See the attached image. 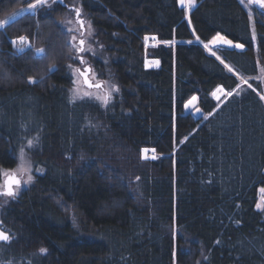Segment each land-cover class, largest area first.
<instances>
[{"label": "trees", "instance_id": "obj_1", "mask_svg": "<svg viewBox=\"0 0 264 264\" xmlns=\"http://www.w3.org/2000/svg\"><path fill=\"white\" fill-rule=\"evenodd\" d=\"M30 1L0 0V19ZM80 2L105 51L91 57L96 71L119 85L107 107L70 102L74 51L59 23L69 0L0 29V170L16 167L36 136L28 154L43 170L18 197L0 201V228L11 233L0 262L264 264V209L256 208L264 100L245 84L218 106L211 93L240 79L195 41L220 33L243 44L219 53L243 76H257L263 7L255 3L251 15L241 0H197L188 17L179 0ZM21 35L33 43L23 52L10 39ZM147 35L177 41L149 49L157 68L145 66ZM194 95L199 117L184 107ZM149 147L158 158H142Z\"/></svg>", "mask_w": 264, "mask_h": 264}, {"label": "snow or ice", "instance_id": "obj_2", "mask_svg": "<svg viewBox=\"0 0 264 264\" xmlns=\"http://www.w3.org/2000/svg\"><path fill=\"white\" fill-rule=\"evenodd\" d=\"M63 2V0H61V3ZM241 2H243V0H241ZM251 2L253 3H257L259 4L261 7H264V0H251ZM52 3H56V0H52ZM179 3L181 5H184L185 3H187V5L190 7L194 6L195 4V0H179ZM48 5V0H34L33 3L28 4L26 9H21L20 13H17L15 15H23L25 12H28L30 10L34 11L38 6H45ZM50 6V5H49ZM74 12L77 18V22L79 24V29L76 28H69L67 29V32L70 35V40H69V46H70V51H74L75 52V56H71L70 58L72 59H76L79 61V63L81 65H86L87 62L84 59V56L82 55V53H85L86 51L88 52H93L94 50L91 48V46L85 48V44H86V38H85V21L83 19H81V13H82V9L79 7H74ZM9 22L8 21H0V28L5 27ZM87 33L88 35L92 34V27H91V23L89 22L87 25ZM74 32H79V39L78 36L75 34H72ZM253 39H255V33L253 32ZM22 44L25 43L28 38L26 36H20L17 38ZM196 41H200V37L196 36ZM17 40L14 39L12 41L13 44H16ZM168 43V42H165ZM188 43H192V41H189ZM209 44L211 45H227V46H234L235 48L238 49H243L244 45L243 44H235L233 45V41L227 39V37L221 35L220 33H217L215 36H213L211 38V40L209 41L208 44H204L203 46L205 48H209ZM101 47H103L101 45ZM18 51L23 52L24 49L20 48L18 49ZM209 51H211V49H209ZM35 52L40 55L41 57L46 53V50L44 48H36ZM213 55H215V53H212ZM69 69L72 70V75L73 77H82L83 78V83L85 85H87V87L89 89H96L98 90L97 92H92V91H81V89L79 87H74L72 88L71 91V96H70V102H75L77 100H84V99H88V100H96L99 101L100 104L104 107H107L111 100H112V95L113 93H118L119 92V87H117L115 84H108L106 81H97V82H93V79H95V73L93 71V69L91 67H84L83 70H81L80 68H73V66L70 64L68 65ZM55 68L54 66H51L49 68V71H54ZM229 72H232V69L229 67L228 68ZM92 76L93 79H89V76ZM30 82H35L33 77H29L28 78ZM79 80L74 79L73 80V84L74 85H78ZM245 83H247L245 81ZM249 87H251V85H249ZM216 91L219 92H223L225 97H229L232 96V92H224L223 88H217ZM213 96H216V92L212 93ZM217 100H220L219 96H216ZM260 99L264 100V95H260ZM197 100V97L194 95L192 96L185 104L184 107L188 108L194 101ZM209 115H211V113H209ZM204 119H207V117H204ZM187 139V138H185ZM39 140L40 137L36 136L33 137L32 139L27 141V148L32 149L34 148L36 145L39 144ZM183 143V141H182ZM146 151V150H145ZM19 159H20V164L18 165V167L14 170H0V177H4L3 181H2V185H0V196H4V197H9V198H15L16 195L18 194V192L20 191L22 186H27L30 183L33 182L34 180V176L32 175V167H31V163L26 159V153H25V148L21 147L20 151H19ZM37 173H42V169L37 168L35 170ZM137 179H139L137 177ZM260 191L262 193H264V188H261ZM262 206L260 203L256 204V208L257 209H261ZM11 239V237L9 236V234L4 231V230H0V242H9ZM40 254H46V250L41 248L40 249Z\"/></svg>", "mask_w": 264, "mask_h": 264}, {"label": "rangeland", "instance_id": "obj_3", "mask_svg": "<svg viewBox=\"0 0 264 264\" xmlns=\"http://www.w3.org/2000/svg\"><path fill=\"white\" fill-rule=\"evenodd\" d=\"M58 0H56L57 2ZM34 0H31L30 2H28L27 4H24L22 6H20L18 9L14 10L13 12H11L10 14L4 16L3 18L0 19V21H8L9 23L11 21H13L15 18H17L19 15H15L17 13H20V10L21 9H26L28 4H31L33 3ZM243 3L246 5V7L248 8V10L251 12V15H253V8H255V3L251 2V0H243ZM56 3H52V0H48V5H45V6H38L34 11L30 10L28 12H32V13H36L38 12L39 10L41 9H49V8H52L55 6ZM69 4H70V8L68 10L65 11V15L64 17L59 20V23L62 25V27L67 31V29L69 28H76V29H79V24L77 22V18H76V15H75V12H74V7H79L82 9V13H81V18H83V20L85 21V27L87 29V25L88 23L90 22L91 23V27L93 29L92 31V34L91 35H88L87 33V30H86V33H85V38H86V44H85V48L91 46V48L94 50V53L93 52H88L86 51L85 53H82V55L84 56V59L85 61L87 62L86 65H91L92 66V69L94 71V73L96 74L95 75V79H93V77L91 76V78L93 79L94 82H97V81H106L109 85L110 84H115L117 87H119L118 84L110 81V80H106V79H102L98 72L96 71V68L94 66V63L93 61L91 60V57L93 56H96L97 58H101L103 59L105 57V51H104V47H101V44L97 42V40L94 38V26H93V22L92 20L90 19V17L88 16V13L85 12V10L83 9V6L80 2V0H69ZM50 5V6H49ZM197 5V0H195V4L194 6L190 7L187 5V13H188V17L190 16V12L191 10ZM263 10H264V7H263ZM26 13V12H25ZM6 27V26H5ZM5 27L3 28H0V29H4ZM72 34H75L78 36V39L80 38L79 37V32H74ZM70 35L69 34V38H70ZM21 36H26L28 38V40L26 41L27 42V45H26V48L24 49L27 50V49H30L32 48L33 46V43H32V40L29 36L27 35H21ZM18 37L20 36H14V37H10V39L13 41L14 39L17 40L16 44H13V47L18 51V44L20 43V41L17 39ZM150 37H154V38H157L156 35H150ZM158 41H160L159 43H157V45L159 44H166V45H171V44H174L176 43L177 41H162L160 40L159 38H157ZM11 41V42H12ZM196 41V40H195ZM165 42H168V43H165ZM196 42H199L201 43L202 45L204 44H208L209 42H205L203 41L201 38H200V41H196ZM156 45V46H157ZM103 46V45H102ZM151 48V47H150ZM149 48V49H150ZM147 49V48H146ZM149 49H147V54H146V57H145V66L148 67V68H157L159 67V62H158V59L151 56L150 53H149ZM210 54L212 53H215L214 56H216L221 62H223L228 68L230 67L232 69V72L235 73L239 79H240V84L238 85L237 88L233 89V90H229L227 88H225V91L224 92H236L238 91L243 85L247 84V85H251V87H254L255 89H257L261 95H264V64L262 63L260 65V72H259V75L257 76H254V77H246V76H243L242 74H240L230 63H228L226 60H224V58L221 56V54L219 53V47H216V48H212L209 44V48H205ZM209 49H211V51H209ZM20 52V51H19ZM75 52L73 54V56H75ZM149 60H156L157 61V64H152L149 63ZM72 65L73 68H80L81 70H83V68L86 66V65H81L79 63L78 60L76 59H73L68 65ZM71 75H72V70L69 69ZM73 77V75H72ZM74 79H77L79 80V83L78 85H72V87L70 88V90L74 87H79L81 89V91H92V92H97L98 90L96 89H89L84 83H83V78L82 77H73V80ZM245 81L247 83H245ZM260 82L262 84V89L258 88L257 87V83ZM222 86V85H220ZM219 87V86H218ZM217 89V88H216ZM216 89L213 91L215 92ZM70 92V96H71V91ZM212 92V93H213ZM211 93V98L217 103V105L219 106L221 103H223L228 97H225L224 93L222 95H220V100H217L216 99V96H213ZM117 93H113L112 95V100L111 102L115 99V96H116ZM110 102V103H111ZM204 110V109H203ZM209 113L207 114H204V117H209ZM206 120V119H204ZM22 147L25 148V153H26V159L31 163V167H32V175L34 176V179H35V176H36V169L37 167L34 166L33 162L31 161L30 157H29V154H28V148H27V144L26 145H23ZM146 150V151H145ZM149 150L151 151L149 153ZM20 151V150H19ZM159 154L157 152V150L155 148H144L142 150V158L145 159V160H148V159H156L158 158ZM20 164V159H19V163L18 165ZM18 165L16 167H13V168H5L4 170H14L18 167ZM41 169V168H39ZM4 177L2 178V181H3ZM34 181V180H33ZM33 183V182H32ZM32 183H30L29 185L27 186H22L20 191L18 192V194L16 195V197H18L25 189H27ZM1 185H2V182H1ZM261 188H264V185L261 187ZM260 188V189H261ZM15 197V198H16ZM11 198L9 197H4V196H1L0 197V201L5 203L7 201H10ZM258 203H260L262 206H264V193H262L260 190H259V201ZM261 209H264V207H262ZM3 224V223H2ZM0 264H8V263H2L0 262Z\"/></svg>", "mask_w": 264, "mask_h": 264}, {"label": "water", "instance_id": "obj_4", "mask_svg": "<svg viewBox=\"0 0 264 264\" xmlns=\"http://www.w3.org/2000/svg\"><path fill=\"white\" fill-rule=\"evenodd\" d=\"M180 6L182 7V8H187V3H185L184 5H181L180 4ZM81 19H83V18H81ZM85 33H86V27H85ZM227 39H229V38H227ZM229 40H231V39H229ZM231 41H233V40H231ZM235 44H237L236 42H234L233 41V45H235ZM210 46L212 47V48H216V47H228V48H234V46H232V47H230V46H227V45H211L210 44ZM87 67H91L92 68V66L91 65H86ZM85 66V67H86ZM89 79H92L91 78V76H89ZM94 82V81H93ZM95 83V82H94ZM87 86V85H86ZM196 97H197V100L196 101H194L188 108H185L186 109V111L188 112V113H190V112H193L197 117H199V116H201L202 114H203V108L201 107V106H199V97L197 96V95H195ZM3 222H0V224H2ZM0 230H4V231H6L8 234H9V236L11 237V233L10 232H8L6 229H4V227L3 228H0Z\"/></svg>", "mask_w": 264, "mask_h": 264}, {"label": "built area", "instance_id": "obj_5", "mask_svg": "<svg viewBox=\"0 0 264 264\" xmlns=\"http://www.w3.org/2000/svg\"><path fill=\"white\" fill-rule=\"evenodd\" d=\"M155 36V35H154ZM157 37V36H156ZM158 38V37H157ZM157 38H154V37H150V35H147L145 37V46L147 49H149L150 47L153 48V47H156L157 43H159L160 41H158ZM18 48L20 49V46H18ZM26 48V47H25ZM23 48V49H25ZM147 149V148H146ZM151 151L149 150V153Z\"/></svg>", "mask_w": 264, "mask_h": 264}, {"label": "bare ground", "instance_id": "obj_6", "mask_svg": "<svg viewBox=\"0 0 264 264\" xmlns=\"http://www.w3.org/2000/svg\"><path fill=\"white\" fill-rule=\"evenodd\" d=\"M18 45L20 46V48H25L26 45H27V42H25V43H23V44L20 42ZM149 63H151V65H152V64H154V65L157 64V63L154 62L153 60H149ZM220 87H222L223 90L225 91L224 86H219V87H217V88H220ZM215 92H216V95H217V96H220V95L223 94V92H219V91H215Z\"/></svg>", "mask_w": 264, "mask_h": 264}, {"label": "crops", "instance_id": "obj_7", "mask_svg": "<svg viewBox=\"0 0 264 264\" xmlns=\"http://www.w3.org/2000/svg\"><path fill=\"white\" fill-rule=\"evenodd\" d=\"M153 61L157 63V61H156V60H153ZM158 62H159V65H160V60H159V59H158Z\"/></svg>", "mask_w": 264, "mask_h": 264}, {"label": "flooded vegetation", "instance_id": "obj_8", "mask_svg": "<svg viewBox=\"0 0 264 264\" xmlns=\"http://www.w3.org/2000/svg\"><path fill=\"white\" fill-rule=\"evenodd\" d=\"M1 228H3V227H1ZM5 229V228H4Z\"/></svg>", "mask_w": 264, "mask_h": 264}]
</instances>
